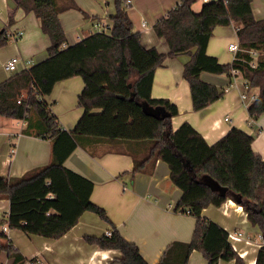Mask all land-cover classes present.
<instances>
[{"label":"trees","instance_id":"obj_1","mask_svg":"<svg viewBox=\"0 0 264 264\" xmlns=\"http://www.w3.org/2000/svg\"><path fill=\"white\" fill-rule=\"evenodd\" d=\"M131 1L114 0L116 11L109 31L67 44L59 15L79 8L75 0H19L26 13L33 12L41 20L51 43L46 59L0 82V116L23 119L27 123L23 134L51 140V160L20 177L0 175V198L10 201L9 227L58 239L83 213L93 212L110 223L111 229L102 236H86L89 243L119 250L121 256L113 263L149 264L106 209L91 200L93 181L65 165L77 147L95 155L104 144L106 149L132 157V176L152 174L158 160L167 163L172 184L182 191L175 211L196 218L191 240L171 243L157 264H189L194 251L201 252L207 264L221 260L246 264L233 249L229 231L203 216L208 206L219 207L230 199L243 207L251 225L260 230L263 244L255 264H264V159L253 149L254 135L232 128L210 144L189 122L174 129L177 104L152 96L157 68L169 57L188 54L183 78L189 83L194 111L226 93L225 87L202 80V72L233 78L232 70L238 69L249 91L257 94L248 106L250 118L257 120L264 114V19L256 17L253 0H210L203 2L200 11L193 9L196 0H181L154 24L156 36L168 45V51L162 52L146 47L142 34L134 30L128 13ZM13 24L11 17L0 30V48L9 44ZM231 24L236 26L240 50L231 63L224 64L207 47L217 26ZM76 76L85 85L78 100L83 114L68 131L59 125L46 97L59 81ZM9 242L0 231V253L6 251L15 264L24 262Z\"/></svg>","mask_w":264,"mask_h":264},{"label":"crops","instance_id":"obj_2","mask_svg":"<svg viewBox=\"0 0 264 264\" xmlns=\"http://www.w3.org/2000/svg\"><path fill=\"white\" fill-rule=\"evenodd\" d=\"M77 9H69L59 15L67 36V44H74L92 33L99 31L98 25L112 26V15L116 8L114 0H75ZM193 4L200 11L202 3ZM253 0V10L257 18L264 19V6L261 0ZM181 0H132L128 9L134 30L142 34L146 47H157L168 51L164 39L154 32V24L178 4ZM14 18L10 32H23L17 40L11 38L9 44L0 48V82L14 72H8L5 64L12 58L18 59V70L27 69L48 57L47 49L51 40L42 31L41 20L33 13H26L19 0H0V30L6 27L9 19ZM145 22L146 26L142 23ZM238 42L235 24L217 26L210 39L207 52L216 56L221 63H231L235 53L229 49L230 43ZM190 55L181 54L169 57L164 66L157 68L152 86V96L168 98L177 104L179 114L172 119L177 129L189 122L212 144L228 133L239 128L254 135L253 149L264 159V114L253 123L248 106L241 99L245 80L241 75L230 78L226 74L202 72L201 79L230 89L224 97L200 111L193 110L189 83L183 78L184 65ZM236 80L238 86L232 87ZM81 77H71L59 81L51 95L46 97L53 113L58 117L61 128L71 131L83 114L79 106V95L84 89ZM229 117L230 120H226ZM27 123L21 119L0 116V175L20 177L28 171L46 165L51 160V140L23 134ZM104 145V144H102ZM100 144L99 152L90 154L77 147L65 161V165L90 179L94 183L91 200L105 208L122 235L136 243L149 264H157L169 245L175 241H190L196 225V218L188 213L177 212L175 208L182 191L170 180V168L167 163L158 160L152 174L137 173L132 176L134 167L130 155L114 152ZM10 201L0 198V221H6L0 231L7 235L9 244L18 249L25 260L20 264H119L113 263L120 258L119 250H104L89 243L88 235L102 236L109 233L110 223L98 214L85 212L78 223L58 239L27 234L8 225ZM203 216L216 221L227 231H243L246 237L256 239L260 230L252 226L243 207L233 200H227L221 206L210 205L203 210ZM238 246L247 251L244 259L255 264L260 247L240 242ZM196 255L194 251L189 264ZM204 258V256H203ZM201 260V259H200ZM202 264H207L204 258ZM234 264L235 261H223L219 264ZM0 264H15L13 257L6 251L0 253Z\"/></svg>","mask_w":264,"mask_h":264},{"label":"built area","instance_id":"obj_3","mask_svg":"<svg viewBox=\"0 0 264 264\" xmlns=\"http://www.w3.org/2000/svg\"><path fill=\"white\" fill-rule=\"evenodd\" d=\"M203 2H208L210 0H202ZM143 26H146V23L143 22L142 23ZM99 31H109L110 27L109 25H98ZM23 32H19L17 34H13L12 39L17 40L18 38H20L22 36ZM229 49L233 52V53H237L240 50L239 47V43L235 42V43H230L229 45ZM254 56L258 55V52L256 51H252L251 52ZM253 66H255V64L253 63ZM5 69L8 72H15L18 70V59L17 58H12L10 59L6 64H5ZM232 75L233 78L240 75V71L238 69H233L232 70ZM232 87H237V81L234 80L231 84ZM244 90L241 92V99L243 101V103H245L246 105H248V102H252L253 100L256 99L257 94L255 92H250L249 91V85L247 82H245L244 84ZM230 88L227 87L226 88V92L229 90ZM20 102V101H19ZM226 120H230L229 117H226ZM249 123H253V120L251 119L249 121ZM9 229V225H5L4 226V231H7ZM229 237V241L233 247V249L239 254V256L243 259L246 258L247 256V251H243L238 244L240 242H244L246 245H256L257 247L262 246L263 244V236L262 234H260L258 236V238L256 239H251L249 237H246V235L244 234L243 231H238V230H233V231H229L228 234ZM246 264H252L251 261H248Z\"/></svg>","mask_w":264,"mask_h":264},{"label":"rangeland","instance_id":"obj_4","mask_svg":"<svg viewBox=\"0 0 264 264\" xmlns=\"http://www.w3.org/2000/svg\"><path fill=\"white\" fill-rule=\"evenodd\" d=\"M198 2V5L196 6V7H198L201 3H202V0H198L197 1ZM256 4L258 5V1L256 0ZM261 4H263V6H264V0H261ZM2 29V28H1ZM2 198H7V197H2ZM6 223V221L4 222V220H2V221H0V228H1V226H3V224H5ZM201 259V260H200ZM205 260H204V258H203V256H201V255H196V256H194V258L192 259V263L191 264H202L201 262H204ZM226 263V262H225ZM227 264V263H226Z\"/></svg>","mask_w":264,"mask_h":264},{"label":"water","instance_id":"obj_5","mask_svg":"<svg viewBox=\"0 0 264 264\" xmlns=\"http://www.w3.org/2000/svg\"><path fill=\"white\" fill-rule=\"evenodd\" d=\"M2 30V29H1Z\"/></svg>","mask_w":264,"mask_h":264}]
</instances>
